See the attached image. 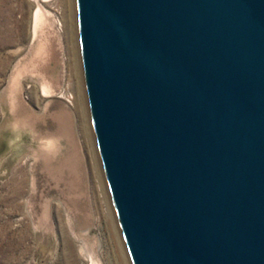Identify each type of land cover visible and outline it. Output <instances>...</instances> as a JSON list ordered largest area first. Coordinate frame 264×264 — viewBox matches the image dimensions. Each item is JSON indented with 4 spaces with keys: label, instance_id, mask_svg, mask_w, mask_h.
<instances>
[{
    "label": "water",
    "instance_id": "obj_1",
    "mask_svg": "<svg viewBox=\"0 0 264 264\" xmlns=\"http://www.w3.org/2000/svg\"><path fill=\"white\" fill-rule=\"evenodd\" d=\"M129 264H264V0H72Z\"/></svg>",
    "mask_w": 264,
    "mask_h": 264
},
{
    "label": "rangeland",
    "instance_id": "obj_2",
    "mask_svg": "<svg viewBox=\"0 0 264 264\" xmlns=\"http://www.w3.org/2000/svg\"><path fill=\"white\" fill-rule=\"evenodd\" d=\"M40 1L63 17L60 0ZM37 6L38 0H0V264H91L92 250L115 264L117 224L110 228V206L100 188V206L96 203L100 177L87 107L83 102L88 125L78 108L60 97L68 84V93L77 88L67 80L68 49L64 45L63 51L58 34H50L51 55L38 65L57 92L44 93L40 79L28 72L20 84L15 80L35 50ZM58 111L67 114L71 137L63 138L51 165L42 145L46 135L61 129ZM69 153L77 156L78 168L75 174H60L59 161Z\"/></svg>",
    "mask_w": 264,
    "mask_h": 264
},
{
    "label": "bare ground",
    "instance_id": "obj_3",
    "mask_svg": "<svg viewBox=\"0 0 264 264\" xmlns=\"http://www.w3.org/2000/svg\"><path fill=\"white\" fill-rule=\"evenodd\" d=\"M45 1H48V0H45ZM60 1L63 6V17H59L57 14H55L54 12L46 8L45 5L40 0H38L37 10L34 15L35 21H34V30H33L34 39L36 40L35 41L36 45L34 46L35 50L32 53V56L29 57V60L27 57V60H26L27 63L23 65V67L21 68L15 80L18 84H20L22 75L25 72H28V73H31L34 77H37L40 79L44 93L55 94V92H57L54 86V80L51 79L47 75L46 72L41 71L38 68L39 67L38 65L42 61L47 62L49 56L51 55L50 53V34L52 32H55L60 37L63 51L65 50L64 45L68 49L67 55H68L69 63L67 67H69V76L67 80L74 82L75 87L77 88L76 93L74 92L68 93V88L70 86V84H68L66 87L63 88L62 92L60 93V97L66 98L67 101L74 104L75 108H78L77 111L80 112L81 119L83 121H86L85 124L88 125L87 124L88 122L87 114L84 108V106H86V101H85L83 85L81 81V74H80V69H79V64H78L75 27H74V18H73V4H72V0H60ZM15 93L13 92L14 98H17L15 96ZM14 102L16 101L14 100ZM83 102H84V106H83ZM82 113L85 114L86 116H83ZM55 118H57L59 124L61 125V129L58 130L57 132L50 133V135H46L44 137V141L42 145V148L46 150L45 157L43 158L46 159L47 163L51 165L53 164L52 162H54L53 160L59 156V153L62 148L63 138L69 139L71 137L70 136L71 134L67 131L68 119H67V114H65V111L56 112ZM39 119H41V117ZM76 157L77 156H74L73 153H71L69 156L67 155L64 156V158H62V160L59 161L61 167L57 166L60 169L58 172L60 174L61 173L62 174L64 173L75 174L74 170L78 168ZM96 167L97 168L95 167L93 168H95V170L96 169L98 170L99 177H100L99 181L96 182L95 187H94L96 191V196H95L96 203L99 207L101 199H100L98 190L100 188L101 192L104 195L103 198L104 199L105 197L107 198L108 205L110 206V213H108V221L110 224V228L112 229L113 225L114 226L116 225V220L113 214V210H112L109 196L106 190V186L104 183V179L102 176L99 162L96 163ZM69 169H71V171ZM112 237L114 238V242H115L114 250H113L115 264H129L126 258V255H125V251L123 248V244H122L117 226H116V230L114 229V232H112ZM89 258L91 260V264H106L105 260L101 256V253L98 252L97 250H92L89 254Z\"/></svg>",
    "mask_w": 264,
    "mask_h": 264
}]
</instances>
